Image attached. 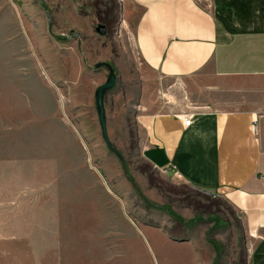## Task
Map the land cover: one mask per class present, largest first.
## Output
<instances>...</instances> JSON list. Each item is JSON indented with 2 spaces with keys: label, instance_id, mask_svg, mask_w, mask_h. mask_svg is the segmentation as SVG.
Listing matches in <instances>:
<instances>
[{
  "label": "rangeland",
  "instance_id": "rangeland-1",
  "mask_svg": "<svg viewBox=\"0 0 264 264\" xmlns=\"http://www.w3.org/2000/svg\"><path fill=\"white\" fill-rule=\"evenodd\" d=\"M100 63L117 76L107 129L128 176L101 134ZM158 84L126 0H0V264H248L231 205L143 159Z\"/></svg>",
  "mask_w": 264,
  "mask_h": 264
},
{
  "label": "crops",
  "instance_id": "crops-1",
  "mask_svg": "<svg viewBox=\"0 0 264 264\" xmlns=\"http://www.w3.org/2000/svg\"><path fill=\"white\" fill-rule=\"evenodd\" d=\"M126 9L159 82L139 117L143 159L226 200L248 234V264H264V0H126Z\"/></svg>",
  "mask_w": 264,
  "mask_h": 264
},
{
  "label": "water",
  "instance_id": "water-1",
  "mask_svg": "<svg viewBox=\"0 0 264 264\" xmlns=\"http://www.w3.org/2000/svg\"><path fill=\"white\" fill-rule=\"evenodd\" d=\"M97 32L104 36L106 34V28L102 25L97 29ZM97 68L104 67L108 70L109 75L107 77L106 82L100 86L96 92H95V107H96V112L98 115V120L101 128V134L103 137V140L105 141L108 150L113 153L117 158L120 160L122 167L124 169V172L126 176H128V166L127 162L124 158V156L114 147L112 142L110 141L109 134H108V129H107V115H106V109H105V100L106 96L108 95L109 92H111L117 82V76L114 71V68L110 64L106 63H100L97 64Z\"/></svg>",
  "mask_w": 264,
  "mask_h": 264
},
{
  "label": "built area",
  "instance_id": "built-area-1",
  "mask_svg": "<svg viewBox=\"0 0 264 264\" xmlns=\"http://www.w3.org/2000/svg\"><path fill=\"white\" fill-rule=\"evenodd\" d=\"M181 118L183 119L185 127H189L191 125V123H192V114L191 113H186V114L182 115Z\"/></svg>",
  "mask_w": 264,
  "mask_h": 264
}]
</instances>
